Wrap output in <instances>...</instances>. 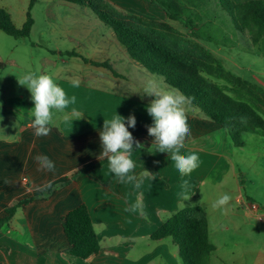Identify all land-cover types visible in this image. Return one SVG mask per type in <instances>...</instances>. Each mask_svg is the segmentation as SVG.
Instances as JSON below:
<instances>
[{
  "label": "crops",
  "instance_id": "crops-1",
  "mask_svg": "<svg viewBox=\"0 0 264 264\" xmlns=\"http://www.w3.org/2000/svg\"><path fill=\"white\" fill-rule=\"evenodd\" d=\"M112 1L122 8H137L142 2L148 3L145 0ZM166 21H169L168 17ZM169 22L175 23L173 26L177 29L182 26ZM3 33L0 30V59L12 60L14 65L2 67L0 63V218L6 216L7 207L26 198L35 199L20 208L0 229V264H183L177 246L170 239L155 241L151 236L178 211L196 205H201L207 212L210 241L216 248L210 257L211 264L232 261L235 264H264V249L245 248L236 257L233 253L223 252L227 244L221 246L212 242L216 226L209 206L223 194L219 190L208 193L202 187L210 185L217 189L218 185L225 184L229 175H234L245 185L242 172L236 171L231 159L234 150L225 129L199 109L188 103L185 105L191 136L180 151L197 154L199 161L190 175L181 176L171 153L157 152L152 146L153 137L147 134L146 125L153 123L146 110L152 100L150 96L88 88L60 80L58 85L63 89L66 87L70 94H75L71 97H76L75 105L71 104L65 110L78 116L61 120V126L74 124L81 127L62 132L51 124L49 135L37 137L31 122L21 125L17 120L18 115L24 113L22 103L24 106L32 104L30 92L17 80L28 72L18 63L15 47L8 52L12 40ZM15 45L17 49L19 40L16 39ZM26 55L24 50L23 56ZM129 65L139 67L140 72L148 75L147 70L131 60ZM142 91L145 92V88ZM116 113L122 117L135 116L136 126L129 131L143 145L132 153L135 168L130 174L136 179L127 183L118 182L110 172L108 162L95 167L105 160L98 158L101 151L99 133L104 119L111 120ZM37 155L48 156L54 162L55 170H41L34 159ZM89 167L88 172H79ZM145 170L150 174L144 175ZM185 180L188 181L187 189L182 187ZM38 188L44 190L38 191ZM241 201L253 210L255 203L250 196ZM81 204L89 208L101 247L99 253L89 259L68 253L70 246L62 227L64 216ZM134 205H138L137 210H129ZM233 222L238 229L237 222ZM260 222L264 223V220ZM239 245L237 242L236 246Z\"/></svg>",
  "mask_w": 264,
  "mask_h": 264
},
{
  "label": "rangeland",
  "instance_id": "rangeland-1",
  "mask_svg": "<svg viewBox=\"0 0 264 264\" xmlns=\"http://www.w3.org/2000/svg\"><path fill=\"white\" fill-rule=\"evenodd\" d=\"M109 1L123 13L159 22H165L167 18L161 8L149 3L142 2L137 8H122L112 0ZM193 1L197 7H190L195 12L196 27L186 28L177 25L178 31L184 38L214 52L213 54L228 70L264 90V38L255 42L250 33L237 31L218 0ZM29 7L30 0H0V8L9 11L18 29H21L26 21ZM30 14L34 21L31 33L26 39L19 40L20 45H17V49L16 39L3 33L12 40L8 52L15 47V57L27 72L51 75L57 84L60 80H66L88 88L127 91L142 97L147 96L142 89L149 81L164 89H174L165 83L162 76L149 72L148 75H144L138 70L139 67L129 65V56L116 40L112 30L105 27L90 9L59 0H38L31 8ZM173 25L176 26L175 23ZM198 31L201 32V37H198ZM24 50L27 52L26 56H23ZM69 52H77L90 61L109 62L119 75L125 78L127 76L124 78L126 81L116 77L106 68L86 64L79 57L69 56ZM64 91L66 95L69 92L66 87ZM71 95L75 94L69 92V97ZM22 106L24 113L18 115L17 120L21 125H25L26 121L32 120L30 110L34 104L26 103L24 106L22 103ZM256 107L264 115V106ZM72 117L78 116L66 110L63 112L54 110L52 125H56L62 132L72 131L75 127L79 129L81 126L74 124L61 126V120H69ZM226 137L234 150V153L230 154L231 159L236 165V171L242 172L245 185L240 184L234 175H229L225 184L218 185L217 189L210 185L202 188L207 189L208 193L219 190L221 194L227 193L231 196L229 203L223 207L213 206L217 200L215 198L213 203H210L209 213L211 219L215 221L213 225L216 226L212 242L221 246L227 244L228 247L224 246L223 252L233 253L237 257L245 248L264 249V223L260 222L264 220V136L261 133L245 134L244 147H236L228 134ZM247 196L252 198L258 210H249L242 205L241 200H246ZM239 198L242 199L237 201ZM233 221L237 222L238 229ZM242 231L248 235H243ZM237 242L240 243L239 246H236ZM229 264L235 263L232 261Z\"/></svg>",
  "mask_w": 264,
  "mask_h": 264
},
{
  "label": "trees",
  "instance_id": "trees-1",
  "mask_svg": "<svg viewBox=\"0 0 264 264\" xmlns=\"http://www.w3.org/2000/svg\"><path fill=\"white\" fill-rule=\"evenodd\" d=\"M37 1L30 0L27 18L21 29L15 27L9 11L0 8V30L17 40L29 37L34 24L30 10ZM59 1L90 9L104 26L112 30L133 63L149 73L162 76L167 85L183 93L189 105L225 129L236 147L245 146V134L261 133L264 136V115L256 107L264 106V90L228 70L213 52L184 38L169 22L195 28V12L190 6L195 8L197 5L193 0H145L165 12L169 19L165 22L120 12L109 0ZM218 2L237 31L250 33L255 42L264 38V0ZM200 34L198 31V37H201ZM68 54L123 78L109 62L90 61L77 52ZM0 63L2 67L14 65L9 60L0 59ZM104 163H107L106 159L95 167ZM90 169L82 168L79 172ZM34 199L26 198L7 207L6 216L0 218V229L20 208ZM62 227L71 256L89 259L99 253V239L86 204L66 214ZM151 238L155 241L170 239L177 246L183 264H211L210 257L216 249L210 241L207 212L201 205L181 209L165 221Z\"/></svg>",
  "mask_w": 264,
  "mask_h": 264
},
{
  "label": "clouds",
  "instance_id": "clouds-1",
  "mask_svg": "<svg viewBox=\"0 0 264 264\" xmlns=\"http://www.w3.org/2000/svg\"><path fill=\"white\" fill-rule=\"evenodd\" d=\"M20 86L26 87L31 94L34 107L30 110L31 127L37 137L50 134L55 112H63L71 104H75L76 97L69 98L64 89L54 82L51 75L28 72L17 78ZM145 95L153 97L146 110L153 119L151 125H146L147 134L153 137L152 146L157 152L171 153V159L181 176H188L198 167L199 157L195 153L182 154L185 140L191 136V130L187 122L185 105L188 98L177 89H164L158 87L155 82L149 81L145 87ZM134 115L122 117L116 113L111 120H105L99 133L101 151L99 159H106L109 170L120 183L131 182L136 179L133 172L135 164L131 158L136 149L143 145L136 140L129 128H135ZM135 146V147H134ZM41 170L54 171V162L46 155H37L34 158ZM150 172L145 170L144 175ZM139 187V184H137ZM182 187L187 189L188 181L183 182ZM38 188V191H43ZM231 196L227 193L219 197L214 207H223L229 203ZM138 205L129 210L136 211Z\"/></svg>",
  "mask_w": 264,
  "mask_h": 264
},
{
  "label": "built area",
  "instance_id": "built-area-1",
  "mask_svg": "<svg viewBox=\"0 0 264 264\" xmlns=\"http://www.w3.org/2000/svg\"><path fill=\"white\" fill-rule=\"evenodd\" d=\"M252 209H253V210H258V206L253 205Z\"/></svg>",
  "mask_w": 264,
  "mask_h": 264
}]
</instances>
